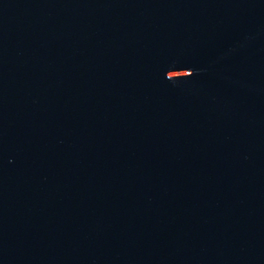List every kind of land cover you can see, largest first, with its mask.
Returning <instances> with one entry per match:
<instances>
[{
  "label": "water",
  "instance_id": "95a60500",
  "mask_svg": "<svg viewBox=\"0 0 264 264\" xmlns=\"http://www.w3.org/2000/svg\"><path fill=\"white\" fill-rule=\"evenodd\" d=\"M0 264H264V0H0Z\"/></svg>",
  "mask_w": 264,
  "mask_h": 264
}]
</instances>
